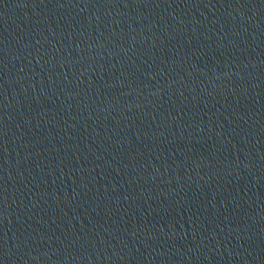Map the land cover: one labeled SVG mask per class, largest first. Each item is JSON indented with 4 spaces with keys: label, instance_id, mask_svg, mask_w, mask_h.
Masks as SVG:
<instances>
[{
    "label": "water",
    "instance_id": "1",
    "mask_svg": "<svg viewBox=\"0 0 264 264\" xmlns=\"http://www.w3.org/2000/svg\"><path fill=\"white\" fill-rule=\"evenodd\" d=\"M0 264H264V0H0Z\"/></svg>",
    "mask_w": 264,
    "mask_h": 264
}]
</instances>
